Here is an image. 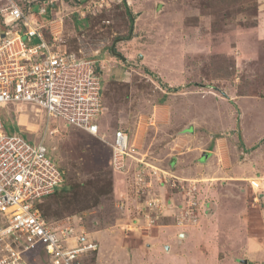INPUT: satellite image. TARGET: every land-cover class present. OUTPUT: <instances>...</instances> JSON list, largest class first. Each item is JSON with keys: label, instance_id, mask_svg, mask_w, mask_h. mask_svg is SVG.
Masks as SVG:
<instances>
[{"label": "rangeland", "instance_id": "rangeland-1", "mask_svg": "<svg viewBox=\"0 0 264 264\" xmlns=\"http://www.w3.org/2000/svg\"><path fill=\"white\" fill-rule=\"evenodd\" d=\"M53 1L56 21L45 29L47 36L56 32L65 49L96 60L105 82L100 137L60 120L59 132L45 139L65 181L42 201L44 216L56 225L83 223L100 243L98 253L85 256L81 264H264V190L258 193L246 182L195 181L199 198H206L212 212L188 227L187 237L169 226L127 230L140 208L134 172L143 157L133 147L140 127L147 145L155 137L149 156L164 164L162 141L185 120L183 111L223 125L230 119L226 108L234 106L236 121L244 127L235 130L240 156L251 149L264 152V0H127L135 19L132 35L115 45L126 60L109 48L130 31L123 0ZM33 8L38 12L39 4ZM212 94L234 98L225 103ZM160 101L172 105L174 124L168 129L150 125ZM0 112L6 128L14 132L18 127L30 142L43 134L30 108L10 105ZM117 129L127 131L131 148L129 166L120 172L107 141ZM165 222L173 226V217ZM27 253L37 264H51L43 251Z\"/></svg>", "mask_w": 264, "mask_h": 264}, {"label": "built area", "instance_id": "built-area-1", "mask_svg": "<svg viewBox=\"0 0 264 264\" xmlns=\"http://www.w3.org/2000/svg\"><path fill=\"white\" fill-rule=\"evenodd\" d=\"M0 2V110L10 105L30 108L41 121V132L44 128L32 143L23 130L7 132L0 112V264H37L27 253L31 250L43 251L51 264H81L85 256L98 251V239L83 223H51L40 208L65 181V171L50 156L45 139L59 132L60 120L66 127L101 136L102 77L95 72L96 60L65 49L56 32L50 30L52 36H47L45 29L56 18L43 20L42 16L52 1L35 0L38 12L32 0ZM107 141L114 169L124 171L131 157L128 133L117 129ZM137 165L134 185L140 208L127 230H150L167 210L179 229L201 221L208 202L199 198L195 181H183L170 169L142 160ZM151 177L158 183V193ZM261 181L254 178L249 184L259 193L264 190Z\"/></svg>", "mask_w": 264, "mask_h": 264}, {"label": "crops", "instance_id": "crops-1", "mask_svg": "<svg viewBox=\"0 0 264 264\" xmlns=\"http://www.w3.org/2000/svg\"><path fill=\"white\" fill-rule=\"evenodd\" d=\"M32 1L36 3L35 0ZM50 1L54 2L53 0ZM118 1L120 2V0ZM55 5L53 4L54 8L52 10L48 9L47 18L51 19L53 17ZM208 95L209 93H207ZM213 96H216V94ZM165 97L167 96L165 95ZM216 97L225 103L231 102L234 98V96L224 98L220 95ZM196 103L195 106L200 104V102H198V105ZM233 110L234 106L229 109L226 108L227 115L225 116H228L230 119L227 124L225 122L223 125L212 124L216 120L208 118L207 115H201V113L188 114L183 111L185 120L183 122L179 120L175 134L171 138L162 141L164 147L160 151L167 153L164 164L158 163L154 158H151V155L149 156V153L153 150L151 145L155 137L149 143L150 145H147L146 130L142 127L135 134L133 141L134 153L141 155L143 158L140 160L144 163L153 165L157 163L161 165L160 167L170 169L174 175L183 181H191L192 179L194 181L222 180L240 183L246 182L249 184V180L259 178L264 183V152L262 153L260 149H251L249 154H246L247 157L245 156L242 159L241 154L236 149L234 142L238 137H236L235 130H240L241 127L236 121L238 120V114ZM243 116L244 114L242 113ZM150 118V125L165 126L167 129L172 127L174 122L171 103L165 101L156 103L152 109ZM241 129H244V127ZM241 189L244 190L245 188L241 187ZM166 195L167 193L165 192L164 196ZM174 195L180 196L175 191ZM263 195L264 193H262L261 197H264ZM204 199L206 198L202 200ZM206 209L204 210L205 212L201 213V220L208 217L212 212L209 203ZM165 214L156 227H173L177 230V235L183 232L182 236L187 237L189 229H179L165 222L166 218L173 216L171 210H167ZM166 244H169L170 248L172 247V243Z\"/></svg>", "mask_w": 264, "mask_h": 264}, {"label": "trees", "instance_id": "trees-1", "mask_svg": "<svg viewBox=\"0 0 264 264\" xmlns=\"http://www.w3.org/2000/svg\"><path fill=\"white\" fill-rule=\"evenodd\" d=\"M123 3L125 4V6H126V10H127V12H128V14H129V16H130V31H129V34L128 35H126V36H124V37H116V39L114 40V43L109 47L110 49H111V52L114 54V55H116V56H119L122 60H126V58H125V56H123V54H121V53H118L117 52V50L115 49V45H116V43L118 42V41H120V40H128V39H130L131 38V35H132V28H133V24H134V17H133V14L131 13V11H130V8L126 5V3H127V0H123ZM52 6H50V8H51ZM47 20H49V18H47ZM0 27H1V19H0ZM2 29H3V27H2ZM94 69H95V72L97 73V74H101V71H99V68L97 67V65H95L94 64ZM102 81H103V95H104V86H105V82H104V80H103V78H102ZM165 86H166V84H165ZM6 125V124H5ZM12 130L13 129H9V128H6V131L7 132H10V133H12ZM19 129H18V127H17V130H15V131H18ZM64 184V183H63ZM63 186V185H62ZM61 186V187H62ZM61 187H59V189L61 188ZM55 194V193H54ZM53 195V194H52ZM41 206V205H40ZM42 211V210H41ZM42 213H43V215H44V212L42 211ZM46 217V216H45ZM47 218V217H46Z\"/></svg>", "mask_w": 264, "mask_h": 264}, {"label": "clouds", "instance_id": "clouds-1", "mask_svg": "<svg viewBox=\"0 0 264 264\" xmlns=\"http://www.w3.org/2000/svg\"><path fill=\"white\" fill-rule=\"evenodd\" d=\"M80 131H82V130H80ZM114 132H115V131H114ZM126 132H127V131H126ZM86 133H87V132H86ZM90 135H91V134H90ZM128 135H129V134H128ZM93 136H94V135H93ZM129 142H130V139H129ZM60 187H61V186H60ZM58 189H59V188H58ZM58 189H57V190H58ZM57 190H56V191H57ZM56 191H55V192H56ZM55 192H54V193H55ZM54 193H53V194H54ZM51 195H52V194H51ZM51 195H49V196H51ZM49 196H48V197H49ZM45 199H46V198H45ZM40 205H41V204H40ZM99 247H100V243H99ZM98 251H99V249H98ZM98 251L93 252V253H91V254H96ZM88 255H89V254H88ZM88 255H87V256H88Z\"/></svg>", "mask_w": 264, "mask_h": 264}]
</instances>
